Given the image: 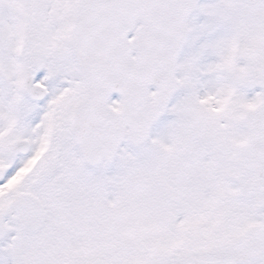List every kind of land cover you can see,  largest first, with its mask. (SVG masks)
I'll list each match as a JSON object with an SVG mask.
<instances>
[{"label":"snow or ice","instance_id":"1","mask_svg":"<svg viewBox=\"0 0 264 264\" xmlns=\"http://www.w3.org/2000/svg\"><path fill=\"white\" fill-rule=\"evenodd\" d=\"M0 264H264V0H0Z\"/></svg>","mask_w":264,"mask_h":264}]
</instances>
